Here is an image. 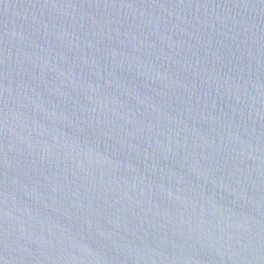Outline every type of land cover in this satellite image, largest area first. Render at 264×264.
<instances>
[{"label":"water","instance_id":"water-1","mask_svg":"<svg viewBox=\"0 0 264 264\" xmlns=\"http://www.w3.org/2000/svg\"><path fill=\"white\" fill-rule=\"evenodd\" d=\"M0 264H264V0H0Z\"/></svg>","mask_w":264,"mask_h":264}]
</instances>
